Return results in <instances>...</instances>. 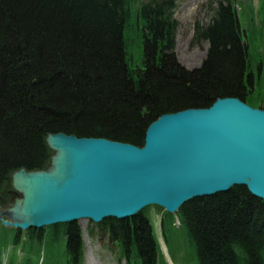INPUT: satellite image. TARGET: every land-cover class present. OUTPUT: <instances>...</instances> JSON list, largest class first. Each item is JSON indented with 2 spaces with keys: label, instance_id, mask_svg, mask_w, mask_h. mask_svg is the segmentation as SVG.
I'll return each instance as SVG.
<instances>
[{
  "label": "trees",
  "instance_id": "1",
  "mask_svg": "<svg viewBox=\"0 0 264 264\" xmlns=\"http://www.w3.org/2000/svg\"><path fill=\"white\" fill-rule=\"evenodd\" d=\"M236 1L211 2L210 21L195 24L194 44L209 43V58L188 72L173 54L177 0H0V196L13 173L50 167L49 134L143 147L164 114L227 97L262 106L244 83L255 31L243 35ZM133 48L142 53L135 67ZM149 212L96 225L119 261L167 264ZM162 227L168 245L190 251L197 264H264V201L245 187L191 201L178 218L164 212ZM1 237L0 250L10 241L7 231ZM22 243L30 258L20 264H39L44 247L45 264H83L76 224L32 230Z\"/></svg>",
  "mask_w": 264,
  "mask_h": 264
},
{
  "label": "water",
  "instance_id": "2",
  "mask_svg": "<svg viewBox=\"0 0 264 264\" xmlns=\"http://www.w3.org/2000/svg\"><path fill=\"white\" fill-rule=\"evenodd\" d=\"M46 171L21 169V195L0 222L27 231L82 220H131L157 206L175 215L191 201L245 187L264 201V110L238 98L159 117L144 146L49 134ZM7 216L11 222L3 220Z\"/></svg>",
  "mask_w": 264,
  "mask_h": 264
},
{
  "label": "rangeland",
  "instance_id": "3",
  "mask_svg": "<svg viewBox=\"0 0 264 264\" xmlns=\"http://www.w3.org/2000/svg\"><path fill=\"white\" fill-rule=\"evenodd\" d=\"M213 1L215 0H177V9L175 10L174 14V19L176 20V47L174 50V58L175 61L180 65V67L184 69L199 68L205 60L209 45L208 43L193 45L195 36L193 25L197 22L206 24L210 21L211 12L209 11V8L211 6H217V4H211V2ZM236 8L238 18L243 28L249 29L253 32L255 31L254 38L252 39L253 50H251V53H255V49L263 48L262 43L264 42V0H237ZM129 37L135 38V33H133ZM130 53L132 57L130 62L132 67L141 65L142 61L140 59V56H142V53H137L135 48L131 49ZM256 62L257 57L254 56V66ZM5 193L2 196L1 202H3ZM11 203H13L12 200L10 202L6 200V202H4V208H6L7 210L10 207ZM149 215L155 227V233L158 241L162 245V250L164 251V253H166V246L161 235V221L163 218V213L157 211L155 208H151ZM5 220H9L8 217H6ZM83 222V226L79 223L77 224L79 227H81L83 232V240L85 245L84 263L120 264L115 254V248L111 249V246L106 243L105 238L103 239L102 237H99L96 231V225L88 220H85ZM6 229L10 234H13V228L6 227L3 224H0V233L2 231L4 233ZM90 230H93L94 233L90 234ZM1 236L2 234H0V238H3ZM13 248L14 244L12 240H10L8 245L1 251L3 257L7 258L8 264L9 262L17 261L19 259V256L23 255V252L19 247L15 248L14 251ZM167 250L169 251L170 257L172 259L171 262L170 258H167L169 264L184 263V261L180 262L179 259L174 258L176 248L172 244L167 246ZM186 252L188 255L190 251ZM181 254L183 255L184 252H182ZM180 259H182V256H180ZM186 264L192 263L187 261Z\"/></svg>",
  "mask_w": 264,
  "mask_h": 264
},
{
  "label": "flooded vegetation",
  "instance_id": "4",
  "mask_svg": "<svg viewBox=\"0 0 264 264\" xmlns=\"http://www.w3.org/2000/svg\"><path fill=\"white\" fill-rule=\"evenodd\" d=\"M195 27V24L193 25ZM195 31V29H194ZM204 44V43H203ZM262 60L259 62L261 63ZM251 69L248 72V75L245 74L244 77V83L247 91L252 92V94H255L256 97L262 98L264 94V80L261 78V75L257 73V66L253 67L251 64ZM18 194L12 192V190H9L5 193L3 202H1L2 206L4 207V202L7 201H13L17 198Z\"/></svg>",
  "mask_w": 264,
  "mask_h": 264
},
{
  "label": "bare ground",
  "instance_id": "5",
  "mask_svg": "<svg viewBox=\"0 0 264 264\" xmlns=\"http://www.w3.org/2000/svg\"><path fill=\"white\" fill-rule=\"evenodd\" d=\"M227 98H233V97H227ZM235 98V97H234ZM214 104V103H213ZM213 104L210 106V107H208V108H189V109H209V108H211L212 106H213ZM187 110V109H186ZM183 111V110H182ZM178 112H180V111H178ZM175 113H177V112H175ZM169 114H173V113H169ZM164 115H167V114H164ZM163 116V115H162ZM97 139H99V138H97ZM101 139H105V138H101ZM108 140V139H107ZM109 141H112V140H109ZM114 142V141H113ZM116 142V141H115ZM116 220V219H115ZM84 222H83V220L82 221H79V224H83ZM83 226V225H82Z\"/></svg>",
  "mask_w": 264,
  "mask_h": 264
}]
</instances>
